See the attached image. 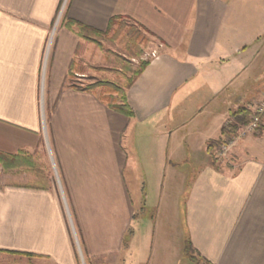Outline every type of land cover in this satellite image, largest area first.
<instances>
[{"label":"crops","instance_id":"crops-1","mask_svg":"<svg viewBox=\"0 0 264 264\" xmlns=\"http://www.w3.org/2000/svg\"><path fill=\"white\" fill-rule=\"evenodd\" d=\"M61 2L0 0V152L28 158L0 185V264H264V117L208 147L264 98V0H68L55 24ZM113 16L157 54L130 116L71 82L99 45L68 20Z\"/></svg>","mask_w":264,"mask_h":264},{"label":"rangeland","instance_id":"rangeland-1","mask_svg":"<svg viewBox=\"0 0 264 264\" xmlns=\"http://www.w3.org/2000/svg\"><path fill=\"white\" fill-rule=\"evenodd\" d=\"M67 2L68 0H62L61 2V6L64 3L63 11ZM63 11L61 12L60 18H62ZM60 18L59 20H61ZM137 28L138 26L134 25L131 20L122 19L116 21V24H114L104 36L87 32V34L92 38L96 39L97 41L99 40L101 44L99 47L90 45L91 47L93 46L92 48L94 49V54L91 55V53L88 52L87 56L85 57L86 69L84 77H82V79L79 81H76L74 79L75 77H71L73 78L71 82L87 85L103 79L124 85L126 83L127 77L132 75L133 70L136 69L138 62L140 60H146L150 58V52L152 51V45H150L149 41L150 37L140 28H138L139 30ZM135 30H137L141 36H143V40H138L136 47L132 51L127 52L125 49L126 38L128 33L130 34ZM95 50L97 51L96 53ZM125 68H128L129 70ZM15 182H27L26 166L20 165L18 167L6 168L2 163H0V185L4 183Z\"/></svg>","mask_w":264,"mask_h":264},{"label":"trees","instance_id":"trees-1","mask_svg":"<svg viewBox=\"0 0 264 264\" xmlns=\"http://www.w3.org/2000/svg\"><path fill=\"white\" fill-rule=\"evenodd\" d=\"M122 19H125V18L120 17V16L111 17L108 21L107 28L105 31H97V30L91 29L85 25H82L72 20H68V23L74 24L75 26H77L79 30L78 32L82 34L84 33V37L87 40L100 45L101 43L99 42V40L97 41L96 39L92 38L90 35L87 34V32L88 33L91 32V33H94L100 36L102 35L104 36L112 28V26L116 24V21H119ZM134 25H137V24H134ZM137 26L143 31V28H141L139 25ZM138 40L142 41L143 36H141V34L137 30L131 32L130 34L128 33V36L126 38V43H125L126 51L127 52L132 51L136 47ZM148 62H149L148 59L140 60L137 64L136 69H134L133 72L131 70L132 75L127 77L126 83L124 85H120L113 81L103 80V79L92 82L87 85H83V86L77 85L75 83H72V85L78 88L86 89V90L99 89V95L101 99L104 100L110 108L118 112H121L127 116H130L132 112L126 102V89L131 86L135 78L143 71V69L146 67ZM125 69L129 70L128 68H125ZM248 117H249V112L246 110V108L243 107V108H239L235 110L234 112L230 114L229 118L226 119L224 123L222 124L221 133L227 134V133L235 131L240 124H244L245 122L248 121ZM218 142L219 141L210 142L208 145L209 149L210 148L212 149L213 146ZM0 163H2L6 168L7 167L9 168L18 167L20 165L27 166L28 158L24 156L22 152L16 153V154H7L4 152H0ZM184 253L189 257L190 260H193L196 262H200L201 260V258H199L200 257L199 254L194 252L188 240L185 241ZM204 263L207 264L206 262Z\"/></svg>","mask_w":264,"mask_h":264},{"label":"built area","instance_id":"built-area-1","mask_svg":"<svg viewBox=\"0 0 264 264\" xmlns=\"http://www.w3.org/2000/svg\"><path fill=\"white\" fill-rule=\"evenodd\" d=\"M64 3L60 8L55 24H57L60 18L61 12L63 11L64 8ZM156 55L157 54L155 50H152L150 52V57H154ZM263 117H264V98L252 103L247 122H245L244 124H240L235 131L224 134L221 140L213 146V152H212L213 156L217 159L225 157L229 152V150L231 149V147L235 144V142L238 139L258 130L259 124Z\"/></svg>","mask_w":264,"mask_h":264}]
</instances>
